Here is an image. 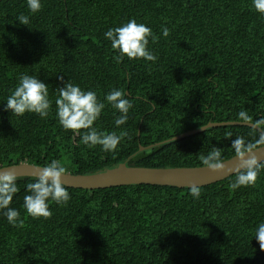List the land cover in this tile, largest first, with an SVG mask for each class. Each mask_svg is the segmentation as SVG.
Segmentation results:
<instances>
[{"label": "trees", "instance_id": "obj_1", "mask_svg": "<svg viewBox=\"0 0 264 264\" xmlns=\"http://www.w3.org/2000/svg\"><path fill=\"white\" fill-rule=\"evenodd\" d=\"M30 14L27 0L0 1V168L46 166L59 161L73 175H89L121 164L164 169L205 167L214 147L223 162L234 157L232 141L257 144L260 132L224 125L171 141L208 123L264 118V16L252 0H41ZM30 16L19 25L17 17ZM129 19L152 29L148 48L155 63L126 57L105 39L109 28ZM167 27L169 35H162ZM21 75L48 85L52 106L45 119L5 111ZM71 82L93 90L105 108L94 126L126 135L117 149L90 147L65 130L56 116L57 88ZM113 88L127 92L132 108L117 127V110L104 100ZM264 128V126H261ZM86 130H80L83 132ZM144 150L140 151L139 148ZM236 174L191 188L129 185L84 190L66 187L71 199L50 202V218L27 215L26 185L11 207L22 227L0 215V264H264L255 238L264 223V162L255 185L231 190Z\"/></svg>", "mask_w": 264, "mask_h": 264}, {"label": "clouds", "instance_id": "obj_2", "mask_svg": "<svg viewBox=\"0 0 264 264\" xmlns=\"http://www.w3.org/2000/svg\"><path fill=\"white\" fill-rule=\"evenodd\" d=\"M27 7L30 14L38 13L41 10V0H27ZM252 7L256 12L264 16V0H252ZM19 25L26 26L30 23V16L21 14L17 17ZM162 35L167 37L169 30L162 27ZM104 37L110 42V46L116 51L117 63L126 57L129 60L142 59L146 62L155 63L158 57L149 50V38L155 40L152 29L144 23H138L135 19H129L126 23L109 28ZM63 84L56 89L58 98L55 100L56 116L59 124L65 130H71L81 136L83 144L90 147L101 146L103 151H114L117 149L122 138L126 135L121 131L119 135L115 132L104 133L97 131L94 126L99 119L105 103L98 99L97 93L93 90L84 91L79 85L69 81L64 82L63 77H58ZM104 100L117 110L119 115L115 119L117 127L126 124L129 110L132 108L126 93L120 89H111ZM52 101L49 98L48 85L40 81L36 75H21L19 83L4 103L5 111L11 116L23 117L26 113L37 114L45 119L49 116ZM241 120L249 122L247 111L239 113ZM252 126L259 130L260 135L257 144H264V118L252 123ZM80 130H86L80 132ZM235 158L238 161L234 169L236 179L229 187L236 190L242 186H253L257 180L261 163H258L254 155L256 145L247 143L242 137L232 141ZM201 162L206 169L217 173L224 171V162L219 148L214 147L207 155L201 157ZM37 177L34 182L26 185L28 194L24 196L23 207L27 215L33 218H50V202L57 205H64L70 199L67 188L61 183V178L67 174V169L59 161L53 160L46 166L37 168ZM233 171V170H231ZM19 191L17 177L8 171L0 169V215L12 227H22L24 221L20 218V212L11 207L15 194ZM189 194L194 198L200 197V189L192 187ZM261 247H264V223L256 228L255 238Z\"/></svg>", "mask_w": 264, "mask_h": 264}, {"label": "water", "instance_id": "obj_3", "mask_svg": "<svg viewBox=\"0 0 264 264\" xmlns=\"http://www.w3.org/2000/svg\"><path fill=\"white\" fill-rule=\"evenodd\" d=\"M126 94L128 95L127 92ZM224 125H244L254 128L251 123L245 122L208 123L203 127L176 136L172 138L171 141L204 132L208 128ZM139 150L143 151L144 148L140 147ZM254 151H256L254 155L257 157L258 163H263L264 146L255 148ZM224 164V171L217 173H214L205 167L151 169L129 167L125 164H121L116 168L99 170L89 175H73L67 173L65 177L61 178V183L65 187L84 190L105 189L129 185H157L176 188H192L195 186L199 188L220 182L235 175L234 169L238 164L235 156L224 161ZM37 168H40V166L22 163L1 167L0 169L13 173L17 178H35L37 177Z\"/></svg>", "mask_w": 264, "mask_h": 264}]
</instances>
